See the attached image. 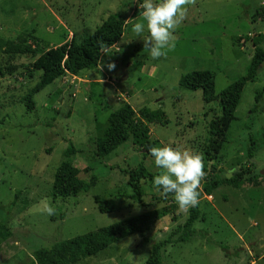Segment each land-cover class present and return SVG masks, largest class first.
Masks as SVG:
<instances>
[{"label": "rangeland", "instance_id": "1", "mask_svg": "<svg viewBox=\"0 0 264 264\" xmlns=\"http://www.w3.org/2000/svg\"><path fill=\"white\" fill-rule=\"evenodd\" d=\"M264 0H196L187 5V17L177 28L175 49L153 59L144 49L147 29L138 37L133 24L143 20L142 0H0V38L14 43H38L40 51L61 45L84 31L93 32L110 15L125 23L116 47L106 50L96 70L79 76L66 74L32 97L40 72H31L37 56L12 59L0 54V264H34L35 250L110 226L145 212L155 213L142 235L132 234L78 264H144L152 246L175 241L188 217L180 211L174 194L164 196L153 183L140 184V200L128 185L126 171L143 162L155 176L162 169L154 158H143L132 138L98 159L96 140L103 138L110 113L124 102L135 111L161 109L168 124H150L149 137L158 146L171 145L203 155L205 176H227L240 168L259 175V184L241 189L222 185L211 197L199 188L193 236L185 243L161 251V264H264V61L254 82L247 83L234 114L223 148L215 160L204 158L210 139L209 123L219 117L218 102L206 104L201 90H182L179 80L193 71L214 75L215 93L246 73L253 55L252 39L260 38L264 51V20L256 16ZM242 37L241 46L232 39ZM115 63L109 71L107 65ZM16 70L6 74L5 67ZM103 65V67H101ZM122 69L127 79L122 81ZM26 102V103H25ZM27 104V105H26ZM256 142L252 159L250 141ZM62 161L90 174L96 185L74 197L52 196L55 170ZM232 177V176H231ZM112 199L115 210L100 213L94 197ZM47 198L52 216L35 205Z\"/></svg>", "mask_w": 264, "mask_h": 264}, {"label": "trees", "instance_id": "2", "mask_svg": "<svg viewBox=\"0 0 264 264\" xmlns=\"http://www.w3.org/2000/svg\"><path fill=\"white\" fill-rule=\"evenodd\" d=\"M256 16L264 20V7L256 10ZM125 29L124 19L118 15H110L93 32L84 31L77 41L74 37L61 45L40 51L38 43L27 44L23 39L14 43L0 38V54L12 59L20 55L37 56L30 65L31 72H40L38 83L30 89L24 101H27V109L34 105L32 97L52 84L57 79H62L67 73L79 76L84 70H96L101 55L108 49L115 46L122 38ZM242 37L232 39V43L241 46ZM253 55L246 73L228 85L219 94L215 93L214 75L210 71H193L183 75L179 80V87L182 90L194 92L201 90L202 100L209 104L218 102L219 117L209 123L210 139L204 146V158L215 160L223 148L234 114L239 104L242 91L247 83L254 82L257 71L264 61V51L259 46L261 39H252ZM6 74L11 75L16 67L10 65L4 68ZM4 74L0 70V76ZM258 93L260 97L262 92ZM26 103V102H25ZM108 128L103 138L96 140L95 156L102 159L114 152L119 146L132 138L135 149L142 154L143 158L148 156L149 148L158 146L157 141H151L149 125H167L168 120L161 109L150 110L140 108L137 111L124 102L119 108L112 111L108 117ZM256 142L252 139L247 149L248 159L254 156ZM159 147V146H158ZM162 147V146H160ZM205 171V169H204ZM128 177V185L133 190V195L128 198L140 200L142 195L141 182L153 183L155 175L147 170L143 162H140L134 169L125 172ZM250 169L240 168L235 171L230 179L225 175H212L206 178L201 184L203 195L212 196L214 191L222 186L228 185L234 189H241L245 185L259 184V175L248 176ZM97 183V177L90 174L87 179L79 178V170L68 161H62L53 175L52 196L57 198H68L86 193ZM172 195V193L168 194ZM95 204L100 213H111L115 210L112 199L94 197ZM155 217V213L145 212L137 216L129 217L118 221L110 226L99 228L70 240L56 242L49 248L37 249L33 252L34 264H78L86 258L97 256L100 252L120 239L132 234L142 235ZM198 206L188 210V217L181 228H178L180 235L175 241L170 236L168 239L158 242L152 246L149 257L144 264H161V251L168 245L174 243H185L195 233L192 229L196 221L203 220Z\"/></svg>", "mask_w": 264, "mask_h": 264}, {"label": "clouds", "instance_id": "3", "mask_svg": "<svg viewBox=\"0 0 264 264\" xmlns=\"http://www.w3.org/2000/svg\"><path fill=\"white\" fill-rule=\"evenodd\" d=\"M196 0H142L139 8L143 9L141 22L133 24L132 32L138 37L147 29L149 35L143 39L146 49L153 59L166 57L175 49L177 28L187 17V5H194ZM131 22V19L125 23ZM103 67V65H101ZM109 71L116 68L115 63L107 65ZM150 155L155 165L162 169L161 174L153 179V185L162 195L174 194L180 211H187L200 203L198 191L205 176L203 155L189 150H180L171 145L152 146ZM40 212L49 216L55 214L50 201L45 198L35 205Z\"/></svg>", "mask_w": 264, "mask_h": 264}, {"label": "water", "instance_id": "4", "mask_svg": "<svg viewBox=\"0 0 264 264\" xmlns=\"http://www.w3.org/2000/svg\"><path fill=\"white\" fill-rule=\"evenodd\" d=\"M121 73H122L121 80H122V81L126 80V79H127V75L125 74V70L122 69ZM232 175H233V174H228V175L226 176V178H227V179H230Z\"/></svg>", "mask_w": 264, "mask_h": 264}, {"label": "crops", "instance_id": "5", "mask_svg": "<svg viewBox=\"0 0 264 264\" xmlns=\"http://www.w3.org/2000/svg\"><path fill=\"white\" fill-rule=\"evenodd\" d=\"M118 43H119V42H118ZM118 43H117V44H118ZM117 44H116L115 46H113V47H116V46H117ZM149 133H150V130H149ZM205 196H206V195H205ZM209 197H211V196H209Z\"/></svg>", "mask_w": 264, "mask_h": 264}, {"label": "built area", "instance_id": "6", "mask_svg": "<svg viewBox=\"0 0 264 264\" xmlns=\"http://www.w3.org/2000/svg\"><path fill=\"white\" fill-rule=\"evenodd\" d=\"M262 5L264 6V2L262 3ZM67 74H69V73H67ZM71 75H73V74H71ZM74 76V75H73ZM75 77V76H74Z\"/></svg>", "mask_w": 264, "mask_h": 264}]
</instances>
